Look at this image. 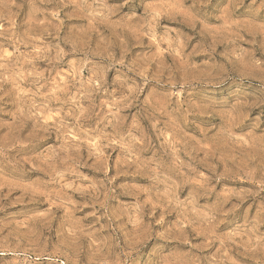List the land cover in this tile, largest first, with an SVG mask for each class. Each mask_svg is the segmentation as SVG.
Here are the masks:
<instances>
[{
	"label": "rangeland",
	"instance_id": "obj_1",
	"mask_svg": "<svg viewBox=\"0 0 264 264\" xmlns=\"http://www.w3.org/2000/svg\"><path fill=\"white\" fill-rule=\"evenodd\" d=\"M0 264H264V0H0Z\"/></svg>",
	"mask_w": 264,
	"mask_h": 264
}]
</instances>
